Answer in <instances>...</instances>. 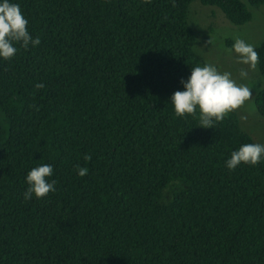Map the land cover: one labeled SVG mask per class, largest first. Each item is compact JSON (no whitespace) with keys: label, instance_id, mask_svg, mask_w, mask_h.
I'll list each match as a JSON object with an SVG mask.
<instances>
[{"label":"trees","instance_id":"16d2710c","mask_svg":"<svg viewBox=\"0 0 264 264\" xmlns=\"http://www.w3.org/2000/svg\"><path fill=\"white\" fill-rule=\"evenodd\" d=\"M9 2L41 43L0 58V264H264V159L226 166L256 142L237 110L204 128L170 99L208 64L189 6L244 26L264 0ZM43 164L56 190L25 199Z\"/></svg>","mask_w":264,"mask_h":264},{"label":"clouds","instance_id":"9594fccd","mask_svg":"<svg viewBox=\"0 0 264 264\" xmlns=\"http://www.w3.org/2000/svg\"><path fill=\"white\" fill-rule=\"evenodd\" d=\"M150 2V0H145ZM28 21L23 16L20 6L10 3L9 0H3L0 3V58L10 60L15 56L17 49L14 44H21L25 49L29 44L38 46L41 41L37 37L33 39L27 29ZM208 43L213 45L211 38ZM226 51L229 55L233 52L237 55V62L250 66L255 69L259 63V54L254 46L245 42L239 36L235 37V42ZM241 78H246L248 72L241 68L239 70ZM184 86L183 91H176L171 99L177 116L186 114L196 116L199 109L200 127L214 128V121H222L225 117L239 109L246 101L252 98V91L245 84H238L230 72H220L212 64L204 66H195L191 68V75L187 80H181ZM45 87L43 84H37L36 88ZM86 161L91 160L90 155H85ZM264 159V144L249 143L239 147L238 150L231 153L226 166L230 170H235L241 163L255 166ZM78 175L85 176L88 172L86 167L75 166ZM53 174V167L49 164H43L32 168L26 181L29 187L25 192V199H31L33 195L36 198H43L50 192L56 190V181H48V177Z\"/></svg>","mask_w":264,"mask_h":264},{"label":"rangeland","instance_id":"374dc122","mask_svg":"<svg viewBox=\"0 0 264 264\" xmlns=\"http://www.w3.org/2000/svg\"><path fill=\"white\" fill-rule=\"evenodd\" d=\"M252 21L244 26L233 25L216 7L203 6L194 2L189 6L188 23L196 33L194 51L206 63L214 65L220 72H230L238 84H245L252 91V98L237 109L241 128L249 134L256 143L264 144V119L255 106V98L264 87L258 65L251 69L248 65L237 62L238 57L233 52L226 51L239 36L254 49L264 45V7H249ZM212 38L213 45L208 43ZM248 72L246 78H241L239 70Z\"/></svg>","mask_w":264,"mask_h":264}]
</instances>
